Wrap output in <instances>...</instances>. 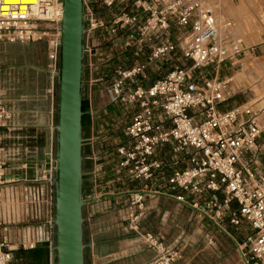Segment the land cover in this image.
Segmentation results:
<instances>
[{
    "label": "built area",
    "instance_id": "2783aa9c",
    "mask_svg": "<svg viewBox=\"0 0 264 264\" xmlns=\"http://www.w3.org/2000/svg\"><path fill=\"white\" fill-rule=\"evenodd\" d=\"M82 3L85 100L91 103L101 85L109 102L119 107L115 109L120 126L118 133L112 132L105 119L104 130L82 139L90 145L83 154L88 162L83 170L88 186L83 218L92 256L94 233L88 226L98 215L117 209L122 210L125 227L135 234L134 252L145 249L151 254L144 264H182L176 243L140 228L147 203L163 197L193 208L229 235L239 264H264V169L259 160L264 150V141H259L264 135V105L257 107L253 100L220 107L229 96V78L218 77L219 67L240 61L244 55L240 42L220 36L208 0ZM61 16V0H0V41L43 43V70L52 82L58 68ZM223 23L230 26L229 21ZM182 28H188L187 35L177 33ZM98 32L101 42L95 41ZM99 46L119 47L122 53L130 50L137 60L130 67L117 66L111 75L96 76ZM176 55L180 63L163 73ZM110 61V54L102 59L103 64ZM152 70L157 77L143 84ZM5 93L0 89V264H9L16 248L35 246L32 222L40 220L42 205L49 211L40 224L50 246L54 242V144L33 175L10 170L14 155L3 139L15 125ZM49 93L53 95L52 87ZM85 112L91 119L99 117L97 109ZM97 139L103 144L100 149L94 148ZM164 146L176 156L174 161L162 157ZM181 162L185 165L180 167ZM225 217L236 228L244 223L249 227L241 242L223 227Z\"/></svg>",
    "mask_w": 264,
    "mask_h": 264
},
{
    "label": "crops",
    "instance_id": "0c3cea01",
    "mask_svg": "<svg viewBox=\"0 0 264 264\" xmlns=\"http://www.w3.org/2000/svg\"><path fill=\"white\" fill-rule=\"evenodd\" d=\"M213 8V1L208 0ZM228 1V0H226ZM216 15V13L214 12ZM218 15H220L218 13ZM225 15H227L225 13ZM218 17V16H217ZM216 19V16H215ZM217 21V20H216ZM231 26V25H230ZM11 42H9L10 44ZM17 44H37L44 49V44L41 42H14ZM43 53V51H42ZM45 53V52H44ZM125 54V53H124ZM124 54H121L123 56ZM132 54V52H131ZM132 60L127 62L126 67H130L134 61L137 59L134 56L131 57ZM177 61V55L172 58V60L164 65L162 72L164 73L169 69L172 64H179ZM11 64V63H10ZM45 64V55H42L41 64L36 67L29 65L31 68H35L36 72L29 75L28 72L25 73L24 82L11 83L10 74L11 67L8 70V81H6L5 74L2 80V85L6 87V94L4 96V101L6 107L13 114V123L15 125L14 130H12L7 137L3 139V144L8 149L16 153L15 160H13L16 166L18 162L25 161L30 163H41L46 158V153L49 150L51 144H54V131L52 130V125L55 123V104H56V81L50 79L49 75L43 70ZM5 73V70L4 72ZM147 79L143 80V84H150L157 74L152 70L148 72ZM18 86V87H16ZM53 88V95L49 93V89ZM94 99L91 103L85 100L84 92L82 105L85 108H97L99 111V117L95 119V126L92 125V119L89 114L82 109V139L89 137L98 133L107 127L105 124V119L109 121V129L112 132H117L120 130L118 124V114L119 108L115 104L109 102L108 95L106 94L104 88L98 85L93 92ZM98 95V96H97ZM98 97V98H97ZM96 98L99 103H95ZM222 109H227L229 107H222ZM106 110L107 114H101L102 110ZM4 131V130H3ZM260 138V142H262ZM102 142L96 140L94 143L95 149H100L102 147ZM21 146H24L18 151ZM17 152H16V151ZM82 154L88 153L90 151V145L82 142ZM162 157L168 161H174L176 156L170 152L169 146H164L162 148ZM260 168L264 169V150L259 155ZM88 165V162H86ZM185 165V162L180 163V167ZM16 174L22 175V170L12 171ZM28 170L25 171V173ZM111 174L108 172V177ZM117 186V184H115ZM218 198L221 199L222 195L217 194ZM155 203V209L148 212L146 218L141 221V230L150 231L160 239H166L167 241L178 236V239L183 243L191 241L190 249L194 248L196 253L199 254L198 259H205V261L200 264H238L234 259L238 257L239 254L233 239L227 235L224 231L219 229L212 221L207 218H201L198 216L197 211L191 207L180 204L172 198L158 197ZM155 201V200H152ZM151 201V202H152ZM232 209H235L236 205L233 202L231 204ZM48 207L42 205L40 220L33 221L32 224L35 227L34 231L36 234L37 242L33 248H16L13 251L12 259L9 264H50L51 260V246L48 241V233L46 228L41 226L40 223L43 222L48 215ZM173 211V213H171ZM122 210H115L114 217L121 214ZM112 216V215H111ZM108 215L103 216L101 221L99 217L97 221L89 225V230L97 226H103L100 231L96 232L94 237L95 243V256L99 264H144L151 256L150 252L143 249L138 252H132L128 254L124 249L127 244V235L118 236L117 229L121 223L111 224L110 219L112 217ZM181 218L185 222L183 227H181ZM171 221H173V226L175 230L172 231ZM187 221H191L190 226L195 224L194 229L191 234L188 235L187 232ZM104 222L100 225L99 223ZM227 223V224H226ZM226 224V226L224 225ZM223 227L230 233V235L238 242L244 239L245 234L249 232V227L244 223L239 227H234L228 222V218L225 217L223 221ZM211 238L212 243L208 242ZM125 240V241H124ZM123 241V242H122ZM179 242V241H178ZM183 243L176 244V248L179 246L184 247ZM230 256L232 260L230 261ZM183 256L180 259V263L186 264L190 258Z\"/></svg>",
    "mask_w": 264,
    "mask_h": 264
},
{
    "label": "rangeland",
    "instance_id": "374dc122",
    "mask_svg": "<svg viewBox=\"0 0 264 264\" xmlns=\"http://www.w3.org/2000/svg\"><path fill=\"white\" fill-rule=\"evenodd\" d=\"M213 10L216 13V17L219 18V24L229 21L231 26H227L226 32L219 33L220 36L228 37L230 39H234L236 41H239L242 48H244V55H241L240 61L237 64L229 65V64H221L218 71V77H226L229 78V84H228V98L221 104L222 107L226 106H232L233 104L237 103H243L245 101H256L255 104L257 107L264 105V0H214L213 2ZM218 13L220 15H218ZM225 13L227 15H225ZM224 24V23H223ZM221 25V24H220ZM218 25V27L220 26ZM225 25V24H224ZM187 29L188 28H182L180 30H177V33L179 35H187ZM95 41L101 42V34L98 32L95 37ZM252 47L253 50L250 48L247 51L246 48ZM122 48L119 47H111L106 48L105 46H99L98 47V55L95 57V62L97 63L96 70L94 71V75L101 76L104 73L112 74L113 69L117 66L126 67L127 62L132 60V54L131 51L128 50L124 53H122ZM43 51V53H42ZM45 47L44 49L41 48V46L37 44H17L14 42H9L5 40L0 41V89L4 90L6 92V87L2 85V80L5 78L6 81H8V70L9 66L11 67V74H10V80L11 83L18 82L17 85L21 82H24V76L25 73L28 72L29 75L36 72L35 68H31L29 65H32L36 67L37 65L41 64L42 55H45ZM124 52V51H123ZM107 54H110L111 61L109 63L102 62V59L105 58ZM121 54H124L121 56ZM102 62V63H101ZM11 63V64H10ZM45 65V64H44ZM44 68V66H43ZM5 70V73H3ZM209 71V75H213L211 70ZM18 87V86H16ZM6 94V93H5ZM98 96V95H97ZM98 98V97H97ZM96 98L95 103H99L98 99ZM94 99V95L92 96V100ZM82 109L84 111L86 108L84 105H82ZM97 109V108H93ZM83 120V117H82ZM92 125L95 126V120L92 119ZM261 139H264V135H261ZM264 141V140H262ZM20 147V146H19ZM22 148V151L24 149V146H21L19 148ZM16 151V150H15ZM17 152V151H16ZM12 154L14 155L12 157L11 171H14L16 169L22 170V176L26 175H33L35 173V170L39 166L40 163H30L28 164L25 161L18 162L16 161L18 166H16L13 162L14 157H16V153L12 151ZM28 170V172L25 173V171ZM155 201L148 202L147 203V210L144 214V218L148 215V212L152 209H155V203L158 199H153ZM173 213V211H171ZM108 215L112 218L110 219L111 224L114 223H121V226L119 224L117 229L118 236L121 235H127V244L124 246V250L131 254L135 251V234L131 229L128 227H125L127 225L126 221L120 218V214L118 216L114 217V211L109 213H103L98 215L94 222L97 221V218L99 217V220L101 221L103 216ZM141 220V221H142ZM181 220V227H183V224L185 223L183 221V218ZM93 222V223H94ZM104 222L99 223L98 225L102 224ZM187 229L189 231L187 232L188 235L191 234L192 230L195 227V224L193 223L192 226H190L191 221H187ZM227 224V223H226ZM226 224H224L226 226ZM172 231L175 230V226H173V221H171ZM104 228L103 226H97L95 225V228H92V231L94 233L93 241L96 232L100 231V229ZM107 228V226L105 227ZM104 228V229H105ZM140 228H141V222H140ZM91 231V232H92ZM88 236V234H87ZM89 238V236H88ZM125 241V240H124ZM179 241V242H178ZM123 242V241H122ZM183 243L178 239V236H174V238L168 240V243H176L179 245V243ZM190 244H192L191 241L184 242V247H180L181 249V256H183V259L185 257L190 258L188 263L186 264H200L201 262L205 261V259H198L200 253H196L194 248L190 249ZM95 243H94V249H93V255H95ZM233 256H230V261L232 260ZM182 259V260H183ZM239 264L238 257H235L234 259ZM92 261L94 263H97L98 260L95 256H92L89 250V263L91 264Z\"/></svg>",
    "mask_w": 264,
    "mask_h": 264
},
{
    "label": "water",
    "instance_id": "95a60500",
    "mask_svg": "<svg viewBox=\"0 0 264 264\" xmlns=\"http://www.w3.org/2000/svg\"><path fill=\"white\" fill-rule=\"evenodd\" d=\"M61 7L59 57L55 73V123L52 125L54 242L50 264H84L83 206L86 200L82 194L81 123L83 3L82 0H61Z\"/></svg>",
    "mask_w": 264,
    "mask_h": 264
},
{
    "label": "trees",
    "instance_id": "16d2710c",
    "mask_svg": "<svg viewBox=\"0 0 264 264\" xmlns=\"http://www.w3.org/2000/svg\"><path fill=\"white\" fill-rule=\"evenodd\" d=\"M84 58H83V63H84ZM86 71L85 68H83V79L85 78ZM82 99H83V87H82ZM82 133H84V130L82 129ZM83 151V150H82ZM87 168V163L85 160L82 159V170H85ZM82 194L85 196L88 191V186L87 182L85 181V176H82ZM83 242L86 244L84 248V264H90L89 263V247L87 246L88 244V236H87V229L85 224H83Z\"/></svg>",
    "mask_w": 264,
    "mask_h": 264
},
{
    "label": "bare ground",
    "instance_id": "6f19581e",
    "mask_svg": "<svg viewBox=\"0 0 264 264\" xmlns=\"http://www.w3.org/2000/svg\"><path fill=\"white\" fill-rule=\"evenodd\" d=\"M5 1H7V2H19V1L24 2V1H33V0H5ZM216 20H217V21H216ZM218 21H219V18L216 17V19H215V21H214V24H215L216 28L218 29V32H219V33L226 32V30H227V26L224 25L223 23H220V24H221V25H220ZM218 25H220V26L218 27Z\"/></svg>",
    "mask_w": 264,
    "mask_h": 264
}]
</instances>
